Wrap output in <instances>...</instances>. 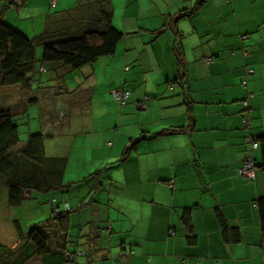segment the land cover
<instances>
[{
  "label": "crops",
  "instance_id": "obj_1",
  "mask_svg": "<svg viewBox=\"0 0 264 264\" xmlns=\"http://www.w3.org/2000/svg\"><path fill=\"white\" fill-rule=\"evenodd\" d=\"M11 1L18 7L3 17L29 38L44 32L48 14L68 26L93 22L102 10L112 11L113 26L125 34L115 56L79 71L53 65L30 90L19 87L21 102L30 97L40 107L45 156L65 164L64 173L79 139L86 158L87 150L93 153L81 178L107 164L89 175L85 195L69 205L78 214L66 235L51 222V206L42 213L43 199L32 194L11 207L7 189L0 190V207L28 205L47 216L35 223L34 214L20 224L24 232L40 225L56 239L51 253L83 251L77 264H264L256 206L264 170L255 181L240 174L247 157L261 158L246 139L264 134V0H0V9ZM120 89L130 92L124 106L109 94ZM60 111L67 113L62 119ZM25 145L20 141L16 151ZM124 201L134 206L124 211ZM188 207L194 246L181 219ZM218 209L228 227L239 229L240 242L225 241ZM17 242L16 233L11 245H1ZM27 264L45 262L34 257Z\"/></svg>",
  "mask_w": 264,
  "mask_h": 264
},
{
  "label": "trees",
  "instance_id": "obj_2",
  "mask_svg": "<svg viewBox=\"0 0 264 264\" xmlns=\"http://www.w3.org/2000/svg\"><path fill=\"white\" fill-rule=\"evenodd\" d=\"M17 7L18 4L11 1L0 9V90L15 87L30 90L33 83L41 81L40 75L45 72V64L60 65L73 71H79L101 58L113 57L120 42L125 37L123 32L113 26L112 11L102 10L93 22L88 20L71 22L70 25L62 26L61 29H59L61 25L57 21V13L48 14L44 32L34 38H29L5 21L3 17L7 10L17 9ZM184 12L189 13L187 11L182 13ZM66 22L69 21L66 20ZM51 24L55 25L56 28L51 29ZM165 27L167 26L165 25L164 29H166ZM37 45H41L43 48L41 67L39 68L36 59ZM60 77L58 79L63 80ZM129 98L130 95L126 102ZM25 101L26 103L29 102L27 99ZM116 103L119 105L118 102ZM66 115L67 113L63 111L59 113L61 119ZM14 117L15 114L11 109L0 110V190L7 189L8 204L11 207H20L34 193L51 194L53 191H59L62 185L58 188V182L64 175L65 164L45 156L46 135L44 132L31 134L26 145L16 151L20 140L19 126L14 123ZM179 131L182 132V130ZM250 137L253 142L259 144L258 150L261 155L260 161L252 156L253 161L258 170H264V134L260 136L250 135ZM137 141L135 140L134 143ZM133 147L132 144L124 151L121 161L128 157ZM102 173L98 172V177ZM96 189L97 186L93 187L91 192L93 193ZM53 200H55V207H60H57V211L52 209L50 220L56 224V229L60 234L66 235L73 209L69 204L60 205L56 203L55 198L50 199V201ZM85 205L87 204H80L78 210ZM256 206L264 240V195L257 200ZM191 211V207L183 209L181 219L186 228L187 242L194 246L197 237L191 222ZM217 217L225 241L228 243L240 242L241 233L239 229L228 227L219 209L217 210ZM14 226L18 238L17 245L9 248L0 244V264H27L34 257H41L45 264H50L49 258L55 262H60V264H77V258L84 256L83 251H70L68 248H63L61 252L51 253L50 235L46 234L40 225H34L26 232L18 221H14ZM75 243L78 242L75 241L72 245Z\"/></svg>",
  "mask_w": 264,
  "mask_h": 264
},
{
  "label": "rangeland",
  "instance_id": "obj_3",
  "mask_svg": "<svg viewBox=\"0 0 264 264\" xmlns=\"http://www.w3.org/2000/svg\"><path fill=\"white\" fill-rule=\"evenodd\" d=\"M50 28L54 29V28H56V26L51 24ZM57 28H59V27H57ZM61 28H62V26H60L59 29H61ZM170 30H172V29H170ZM76 36H78V35H76ZM42 49L43 48L41 45H37V47H36V59L38 60V63H37L38 68L41 67ZM44 68H46V70H47V72L44 74V77L46 79V78H48V76L53 71H51V64H45ZM37 78H39V76H37ZM67 78H70L69 81H73V79H74L73 77H71V75L67 76ZM70 84L73 87H75V85H76L74 82H71ZM36 85H37V83H36ZM109 94L111 95L112 92H109ZM22 99L23 98H22L21 90L19 89V87L0 90V110L1 109H11L14 112V114H15L14 123L19 126V140L21 142L23 141L25 143L28 141L29 136L31 134L39 133L41 130L40 107L33 102L30 103V97L26 98L29 101L27 103L21 102ZM161 131L162 130H158L155 133L158 134ZM84 147H85L84 142L81 141V139H79V141H77V143H76V148L72 154V159L69 163V167L67 169V172L64 173L66 176L63 179V185H62V178H60L59 182L57 181L58 182V188L60 185H62V188L59 191H53L51 194L50 193L49 194H40V193H34L33 194V195H35V197H40L41 199H43L42 200V206L43 207L41 208L42 213L44 211H45V213H46V211L47 212L49 211L48 208H50V205L49 204L47 205V203L50 202V199H52V198H57L58 200L63 199L69 205L72 204V207H73V205H75V204H73L71 202H74L76 199H79L80 197L85 195V192H86L85 190H86V188H88V184H89V181H88L90 179L89 175L95 173L96 171L103 169L107 165V164H105V165L101 166L100 169L94 170L90 174L87 173V175L85 176V178L86 177L89 178L87 181H85L84 178H81L82 177V169L86 163L85 162L86 159H88L90 161L91 155H93V153L92 154L89 153V152H91V150L89 149V150H87L88 151V158H86V154H85L86 149ZM109 161L114 163L116 160L113 159V160H109ZM79 169H80V172H79L80 177H78L76 175V172ZM97 174L94 177H92V179H95L96 176L98 177ZM122 174H124L123 171H122ZM62 189H65V190L63 191ZM69 194L71 195V198H69ZM0 196H1V194H0ZM86 204L88 205L89 202H87ZM123 205H124L123 210L126 211L127 209H130V205L134 206V203L124 201ZM27 206L28 205H25L23 208H19V209H14V208L8 209L6 206L1 205V207H0V244L9 246L12 244V242H14L16 240V233H15V229L13 226V220H18V222L22 226H25V225L30 223L34 214L37 216L34 219L35 223H37L38 221H44V219L47 217L42 213H37V212L32 213V211H33L32 208L31 209L26 208ZM77 214H78L77 211H75L71 214V216H76ZM10 216L12 217V220H11ZM102 218H103V216H102ZM104 221H107V219L102 220V222H104ZM84 223H85V225H86V223H87V225H89L93 222H92V220L85 219ZM79 226H80V224L77 223V221H76L75 222V228H74V232H75L74 237L76 239H77L79 231L75 230V229L79 228ZM49 238H50V245L49 246L51 248V247H53V245L56 244V239L51 234H50Z\"/></svg>",
  "mask_w": 264,
  "mask_h": 264
},
{
  "label": "built area",
  "instance_id": "obj_4",
  "mask_svg": "<svg viewBox=\"0 0 264 264\" xmlns=\"http://www.w3.org/2000/svg\"><path fill=\"white\" fill-rule=\"evenodd\" d=\"M51 4L55 5L56 0H51ZM112 95L114 96L115 101L118 102L120 106H124L126 104V100L128 99L130 93L128 91L115 90L112 92ZM246 145L250 146L251 150H256L258 149L259 146L258 143L253 142L251 137H248L246 139ZM257 170L258 168L255 165L252 156H249L244 161L243 166L240 170V174L249 181H255ZM50 206L54 211H57V207H59V206L55 207V200L50 201Z\"/></svg>",
  "mask_w": 264,
  "mask_h": 264
}]
</instances>
